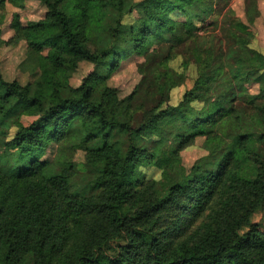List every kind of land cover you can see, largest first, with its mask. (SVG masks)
<instances>
[{
	"label": "trees",
	"instance_id": "16d2710c",
	"mask_svg": "<svg viewBox=\"0 0 264 264\" xmlns=\"http://www.w3.org/2000/svg\"><path fill=\"white\" fill-rule=\"evenodd\" d=\"M40 1L48 9L44 21L29 27L14 21L29 43L32 70L41 72L38 81L8 82L0 70V125L14 121L17 128L0 157V264H264V232L251 221L264 209V158L250 152L264 133L242 126L248 108L264 104V56L239 34L247 27L237 24L232 32L230 59L190 46L194 87L178 106L167 100L135 119L140 88L120 98L110 74L132 53L149 52L153 37L171 33L184 43L187 32L197 31L187 6L199 0ZM135 11L139 18L126 22ZM175 11L187 19L172 18ZM101 33L104 44L96 40ZM45 47L48 56L41 55ZM82 61L94 71L73 89L67 72ZM159 66L165 83L155 90L166 96L183 77L167 62ZM248 82L259 85L257 94ZM21 116L36 119L24 126ZM260 116L252 128L264 131ZM198 137L208 154L190 170L178 167L180 152ZM52 145L54 157L45 159ZM78 150L85 152L83 165L73 161ZM251 155L256 164L244 174ZM174 166L175 179L161 188L138 179L143 169L157 168L163 178Z\"/></svg>",
	"mask_w": 264,
	"mask_h": 264
},
{
	"label": "rangeland",
	"instance_id": "374dc122",
	"mask_svg": "<svg viewBox=\"0 0 264 264\" xmlns=\"http://www.w3.org/2000/svg\"><path fill=\"white\" fill-rule=\"evenodd\" d=\"M141 1L143 0H125L128 6L136 5ZM211 6H213V12L209 13ZM187 8L189 12L186 16L194 21L197 31L187 32L184 43H179L171 33L166 34L167 40H157L153 37L149 52L144 55L132 53L122 59L121 66L109 76V86L118 90L120 98L127 97L137 87L140 88V93L132 106L133 110L137 108L138 112L134 116L135 119H140L143 111L152 110L153 107L164 108L167 100V105L178 106L187 92L194 87L198 72L196 65L189 59L191 56L189 58L187 56L192 45L200 46L202 49L214 50L217 54L224 53L225 59H230L235 48L231 34L237 28V24H242L247 27V34H239L249 41V48L260 52L264 56V0H199V3L192 2ZM251 10L253 12L257 11L258 14L251 13ZM177 13L175 11L171 17H176L180 21L187 19L183 14ZM47 14L48 9L40 0H25L23 6H15L10 3H6L5 7L0 5V70L6 81H16L23 86L38 81L41 72L38 69H36L37 71L32 70L28 58L29 43L25 38L17 36L14 21L18 19L23 27H29L32 23L44 21ZM136 18H139L137 11L129 16L126 22L133 21ZM238 27L240 28V26ZM179 33L181 36L185 32L181 31ZM96 40L103 41V44L106 43V38L102 36V33L97 36ZM90 43L89 46L93 50L94 44L93 42ZM49 51L50 47H45L41 55L48 56ZM166 62L169 69L175 72V75L183 77V80L179 85H174L165 96L164 89L155 90V88L165 83L163 79V72L165 71L159 65ZM188 62L191 63L190 66ZM107 69H105V73H107ZM93 71L94 66L90 62H80L77 68L71 69L69 73L67 72L69 85L73 89L80 87L84 79ZM151 83L154 85H151ZM245 86L250 94L255 95L259 92V85L257 84L248 82ZM150 94H153V96H150ZM234 104H238V100H235ZM262 114H264L263 101H257L255 107L250 106L248 108V119L243 121V130L251 133L255 132V135H262L263 130L252 128L253 123L260 122L259 119L263 118L260 116ZM35 119L36 117L33 116H21L18 122L28 126ZM16 130L14 121L0 125V157L7 154L5 143L12 139ZM171 144L172 147L176 146L173 142ZM56 150L57 146L52 145L44 158L52 159ZM250 152L259 154V159L264 158V140L257 138V142L254 148H250ZM207 154L205 138L198 137L192 145L182 149L180 152L181 162L178 167L190 170L197 161ZM8 156L10 157V155ZM249 158L251 160H247L243 166L242 173L244 174H249L250 168L256 164L252 155ZM10 160H13V158L10 157ZM73 161L83 165L82 163L86 162L85 152L82 150L76 151L73 155ZM178 167H170L163 178L161 170L157 168L143 169L138 172V179L141 182L146 179L157 181V187L161 188L167 181L175 179ZM88 179L89 182H92L95 179V174L89 175ZM84 181V177L76 178L78 184ZM139 188V184L136 183V189ZM251 221L256 223L260 230L264 232V209L253 213Z\"/></svg>",
	"mask_w": 264,
	"mask_h": 264
}]
</instances>
